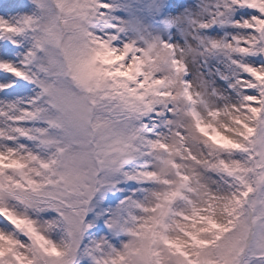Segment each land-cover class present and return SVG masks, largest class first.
Returning a JSON list of instances; mask_svg holds the SVG:
<instances>
[{
	"label": "snow or ice",
	"instance_id": "snow-or-ice-1",
	"mask_svg": "<svg viewBox=\"0 0 264 264\" xmlns=\"http://www.w3.org/2000/svg\"><path fill=\"white\" fill-rule=\"evenodd\" d=\"M0 264H264V0H0Z\"/></svg>",
	"mask_w": 264,
	"mask_h": 264
}]
</instances>
